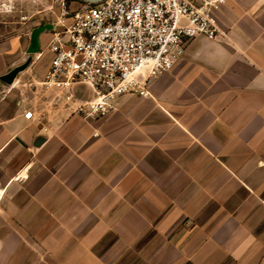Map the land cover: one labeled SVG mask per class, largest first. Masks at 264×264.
I'll list each match as a JSON object with an SVG mask.
<instances>
[{
	"label": "crops",
	"instance_id": "0c3cea01",
	"mask_svg": "<svg viewBox=\"0 0 264 264\" xmlns=\"http://www.w3.org/2000/svg\"><path fill=\"white\" fill-rule=\"evenodd\" d=\"M214 17L106 116L0 111V264H264V0Z\"/></svg>",
	"mask_w": 264,
	"mask_h": 264
},
{
	"label": "built area",
	"instance_id": "2783aa9c",
	"mask_svg": "<svg viewBox=\"0 0 264 264\" xmlns=\"http://www.w3.org/2000/svg\"><path fill=\"white\" fill-rule=\"evenodd\" d=\"M30 2L49 13L39 85L53 106L96 119L123 95L149 96L150 80L172 70L196 37L218 39L214 11L226 0H102L76 9L67 0Z\"/></svg>",
	"mask_w": 264,
	"mask_h": 264
},
{
	"label": "rangeland",
	"instance_id": "374dc122",
	"mask_svg": "<svg viewBox=\"0 0 264 264\" xmlns=\"http://www.w3.org/2000/svg\"><path fill=\"white\" fill-rule=\"evenodd\" d=\"M67 1L74 9L84 4L78 0ZM42 9L43 6H35L30 0H0V59L3 56L9 58L5 70L0 73V111L7 115L14 114L20 102L26 108L43 109L41 102L48 99L39 85L50 58L44 51L49 35L43 29L49 13ZM38 28H42L36 37L37 52H43L40 57L28 50L32 34ZM22 66L24 68L10 83L2 80L3 75ZM78 91L87 95L85 89Z\"/></svg>",
	"mask_w": 264,
	"mask_h": 264
},
{
	"label": "water",
	"instance_id": "95a60500",
	"mask_svg": "<svg viewBox=\"0 0 264 264\" xmlns=\"http://www.w3.org/2000/svg\"><path fill=\"white\" fill-rule=\"evenodd\" d=\"M80 2H83V3H98L102 0H78ZM41 29L42 28H38L36 29L33 34H32V37H31V46H35L36 45V37L38 35L39 32H41ZM33 52H36V51H33ZM24 66L22 67H18V68H15L13 70H11L9 73L3 75L1 78L2 80H4L5 82H8L10 83L14 77L16 76V74L18 73L19 70L23 69Z\"/></svg>",
	"mask_w": 264,
	"mask_h": 264
},
{
	"label": "trees",
	"instance_id": "16d2710c",
	"mask_svg": "<svg viewBox=\"0 0 264 264\" xmlns=\"http://www.w3.org/2000/svg\"><path fill=\"white\" fill-rule=\"evenodd\" d=\"M40 33V32H39Z\"/></svg>",
	"mask_w": 264,
	"mask_h": 264
}]
</instances>
